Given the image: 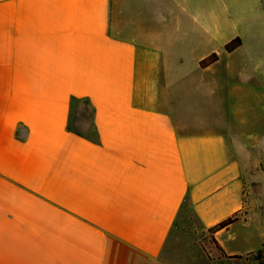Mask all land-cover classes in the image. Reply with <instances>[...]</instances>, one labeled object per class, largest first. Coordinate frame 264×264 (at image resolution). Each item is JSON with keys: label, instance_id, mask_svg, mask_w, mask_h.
<instances>
[{"label": "crops", "instance_id": "crops-1", "mask_svg": "<svg viewBox=\"0 0 264 264\" xmlns=\"http://www.w3.org/2000/svg\"><path fill=\"white\" fill-rule=\"evenodd\" d=\"M263 25L264 0H0V264H183L187 202L264 250L227 246L264 216Z\"/></svg>", "mask_w": 264, "mask_h": 264}, {"label": "rangeland", "instance_id": "rangeland-1", "mask_svg": "<svg viewBox=\"0 0 264 264\" xmlns=\"http://www.w3.org/2000/svg\"><path fill=\"white\" fill-rule=\"evenodd\" d=\"M236 40L237 39L234 41ZM248 102L250 103L251 101ZM254 103L258 105V110H262L263 123L260 128L264 131V93L263 97L258 98ZM247 108L250 109L249 106H247ZM260 152H262L263 155L261 156V167L258 172H262L264 177V148H262ZM257 173H254V175ZM256 176H258V174ZM248 189L251 194L249 197L251 199L253 198L254 203V199H259L263 193L261 190H264V178L254 181L249 180ZM251 199H249V202H251ZM262 222L264 223V216H262L261 213L254 212L252 219L254 227L251 228L250 233L251 236L257 239L243 238V241L241 240L242 242L238 240L234 243H228L227 246L232 247L233 250H238L240 252L244 251V253L259 247V244L264 242L262 241L261 235L259 236L258 234L257 236L258 226L260 228ZM212 238L213 236L209 232V229L201 224L192 206L187 202L184 210L183 224L179 222V226L174 230V237L171 244V255L174 258L173 260L182 262L183 264H264V250H257L253 253L244 254L241 260L221 257L218 249L213 244Z\"/></svg>", "mask_w": 264, "mask_h": 264}, {"label": "trees", "instance_id": "trees-1", "mask_svg": "<svg viewBox=\"0 0 264 264\" xmlns=\"http://www.w3.org/2000/svg\"><path fill=\"white\" fill-rule=\"evenodd\" d=\"M241 44V41L239 39H237L236 41H233L232 43L228 44L226 46V50L228 52H232L233 50H235L239 45ZM218 59V56L216 54H213L212 56H210L209 58L205 59L204 61L201 62V66L202 67H207L211 64H213L216 60ZM234 222V219L229 218L223 222H221L220 224L209 228V232L211 233V235L213 236L212 241L213 244L216 246V248L218 249L221 257H226L229 259H234V260H241L243 258V256L240 255H235V256H229L227 255V253L223 250V248L220 246V244L218 243V241L215 239L214 235L222 230L223 228H226L227 226H229L231 223Z\"/></svg>", "mask_w": 264, "mask_h": 264}]
</instances>
